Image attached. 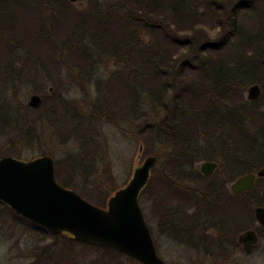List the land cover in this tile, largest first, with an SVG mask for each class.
I'll list each match as a JSON object with an SVG mask.
<instances>
[{
    "label": "trees",
    "instance_id": "1",
    "mask_svg": "<svg viewBox=\"0 0 264 264\" xmlns=\"http://www.w3.org/2000/svg\"><path fill=\"white\" fill-rule=\"evenodd\" d=\"M80 1L77 8L68 0H0L3 90L12 87L17 93L20 83L37 71L35 76L44 78L39 91L49 85L61 101L59 86L68 91L74 85L88 96L94 77L100 89L91 99V115L98 120L110 113L105 93L111 82L122 81L121 93L131 102L123 120L136 124L140 136L152 133L162 142L169 151L171 181L197 183L179 195L175 183L166 179L176 203L170 204L162 230L179 242L205 245L209 255L217 252L207 245L213 247L214 239L221 252L223 245L239 247L238 233L256 223L254 207L264 202V176L239 195L226 186L232 178L264 169V0ZM252 83L261 87L254 101L243 97ZM4 117L0 126L5 122L8 133L14 127L16 137L23 132L29 144L33 122L23 120L22 126L20 118L12 122ZM203 159L217 163L210 176L195 167ZM88 169L82 164V171ZM153 171L141 195L153 184L161 186ZM112 192L81 196L104 207ZM0 210L53 238L141 264L115 249L53 234L2 202ZM255 228L264 238V226Z\"/></svg>",
    "mask_w": 264,
    "mask_h": 264
},
{
    "label": "rangeland",
    "instance_id": "2",
    "mask_svg": "<svg viewBox=\"0 0 264 264\" xmlns=\"http://www.w3.org/2000/svg\"><path fill=\"white\" fill-rule=\"evenodd\" d=\"M72 4L77 8L83 5L80 0ZM11 31L14 36V31ZM1 71L0 66V117L6 116L12 122H15L16 117L20 118L19 124H22L24 120L30 125L32 121L33 131H31L34 135L29 144H26V136L23 137V132L16 137L13 127L12 133H8L9 128L4 122L0 126V156L31 159L49 155L54 160L55 176L59 183L64 182L65 187L77 191L80 195L82 193L84 196H94L95 191L110 194L114 188L121 187L127 181L139 141L142 140L145 147L140 161L149 154L157 156L153 173L156 179L159 177L162 184L160 187L151 185L148 191L141 195L139 202L157 253L166 264H264V238H259L250 252L242 250L240 246L235 248L233 244H229L227 248L223 245V249L226 248L228 254L230 253L227 258H224V253L220 250L221 245L219 242L217 245L215 239L213 247L211 243L207 245L212 248V251L213 249L217 251L216 256L209 255L205 245L198 244L194 247L189 242H179L174 240L167 230H162L164 223L168 222L170 204L176 203L175 200H171L170 191L173 193V189L166 184V179L171 181L169 177L171 173L167 169L169 151L163 149L162 142L152 133H146V135L143 133L140 136L137 133L136 124L123 120L125 117L122 115L127 113L126 108H129L127 103L131 102L121 93L122 81L113 79L111 88L105 93L110 103H108L110 113L101 114L96 120L97 117L91 115L93 112L91 99L97 96L99 88L96 85L98 80L94 77L87 87L88 96L74 85H69L68 91H64V87L59 86L60 89L57 91L63 95L60 101L49 85H47V91L42 93L39 91L44 78L40 73L36 77L37 71L30 73L24 79L27 81L20 83L17 93L12 87L5 92ZM32 94H38L43 102V106L38 111L32 109H38L40 106L31 109L28 105ZM243 97H246V90ZM25 105H28L29 109H26ZM72 107L78 111L76 112L75 109L74 112ZM111 115L113 119L110 118ZM16 150L20 151L19 155H14ZM64 161H67L66 164ZM203 161L205 160L195 163V167L199 169ZM82 164H87L89 169L82 171ZM233 180L234 178L229 180L226 186L229 187ZM171 182L175 183V190L178 193L181 191L186 193L188 189L192 191L197 188L195 182H186L184 186L181 185L182 182ZM165 195L170 196L163 198ZM174 197L177 198V196ZM256 224L257 222L253 223L251 228H255ZM0 264L133 263L125 256H112V253L105 250L67 242L62 237L53 238L16 219L11 213L0 210Z\"/></svg>",
    "mask_w": 264,
    "mask_h": 264
},
{
    "label": "water",
    "instance_id": "3",
    "mask_svg": "<svg viewBox=\"0 0 264 264\" xmlns=\"http://www.w3.org/2000/svg\"><path fill=\"white\" fill-rule=\"evenodd\" d=\"M260 95L259 84L252 83L247 87L248 100H257ZM41 102L38 94H32L28 105L38 108ZM142 151L143 145L139 142L129 178L112 192L104 207L61 185L55 176L54 160L49 155L31 159L0 156V202L53 234L64 233L77 241L115 249L142 264H166L157 253L139 202L157 161L151 154L140 161ZM216 167V162L205 160L199 170L210 176ZM262 176L264 169L242 174L231 182L230 192L239 195L250 191L256 178ZM253 211L256 221L264 226V202ZM257 240L252 228L238 236V242L246 249Z\"/></svg>",
    "mask_w": 264,
    "mask_h": 264
},
{
    "label": "flooded vegetation",
    "instance_id": "4",
    "mask_svg": "<svg viewBox=\"0 0 264 264\" xmlns=\"http://www.w3.org/2000/svg\"><path fill=\"white\" fill-rule=\"evenodd\" d=\"M216 168H217V167H216ZM215 170H216V169H215ZM215 170H214V171H215ZM199 171H200V170H199ZM213 173H214V172H213ZM213 173H212V174H213ZM201 174H202V173H201ZM204 176H205V175H204ZM234 180H235V179H234ZM234 180H233V181H234ZM233 181H232V182H233ZM230 184H231V183H230ZM230 184H229V186H230ZM229 190H230V189H229ZM257 206H258V205H257ZM256 222H257V221H256ZM257 224H259V223L257 222ZM259 225H260V224H259ZM249 228H251V227H249ZM249 228H246V229H249ZM246 229H244V230H246ZM252 229L255 230V232H256V234H257V237H258V240H259L260 237H259L258 231L256 230V228H252ZM244 230H242L241 232H243ZM241 232H239L238 235H237V242H238V236H239V234H240ZM258 240H257V242H258ZM257 242L254 243L249 249L244 248L239 242H238V243L240 244V247L242 248V250L247 251V252H250L251 249L253 248V246H255V245L257 244ZM226 248H227V247H226ZM226 248H224V249L222 250V252L224 253V258H227V255L230 254V253L228 254V252L226 251ZM235 248H237V247H235ZM235 248H234V249H235ZM226 252H227V253H226Z\"/></svg>",
    "mask_w": 264,
    "mask_h": 264
}]
</instances>
